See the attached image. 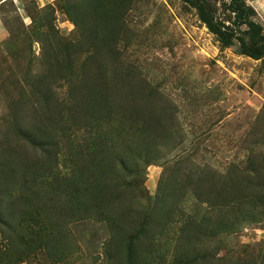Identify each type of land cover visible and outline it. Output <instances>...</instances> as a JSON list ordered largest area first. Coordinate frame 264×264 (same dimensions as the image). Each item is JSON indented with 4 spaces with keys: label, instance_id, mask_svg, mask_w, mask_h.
I'll list each match as a JSON object with an SVG mask.
<instances>
[{
    "label": "rangeland",
    "instance_id": "rangeland-1",
    "mask_svg": "<svg viewBox=\"0 0 264 264\" xmlns=\"http://www.w3.org/2000/svg\"><path fill=\"white\" fill-rule=\"evenodd\" d=\"M201 1L217 21L238 30L227 9L229 0ZM244 1L264 34V0ZM64 4L0 0V159L5 147L9 152L4 165L0 164V255L9 264H129L126 239L132 226L163 219L156 215L150 221L157 193L170 192L166 203L175 209L176 233L184 218L200 211L199 200L215 198L231 163L243 166L248 153L264 154V146H254L255 141H264V58L239 54L237 42L221 47L196 10L181 0H132L118 22L109 25L115 26L117 58L103 48V62L108 64L105 79L95 78L93 64L83 77H75L80 70V61L75 60L69 82L57 81L54 72L47 76L46 83L51 85L47 97L54 98L51 104L38 94L43 90L39 77L44 65L40 44L31 46L26 37L31 22L28 12L39 18L50 15L48 24L60 36L73 39L76 30L62 9ZM40 9L47 12L40 14ZM128 74L131 79H126ZM85 94L90 97L84 99ZM92 107L100 109L95 116ZM86 117L100 118L96 127H105L113 139L115 150L107 151L109 164L101 172L105 174L101 181L117 183L112 194L121 199L96 210H85L80 194L53 199V187L64 192L68 181L47 183L55 176L76 174L74 180L81 178L78 186L88 180L90 190L95 188L93 179L102 166L93 152L85 150ZM75 121L80 124L69 129ZM162 126L171 134L166 138L169 147L153 151L148 156L151 164L136 162L140 173L136 190L130 192L122 184L132 176L116 160V150L131 147L133 157L142 151L138 149L141 134L161 137ZM47 142L59 146L41 149ZM128 165L129 171L135 168ZM202 167H207L203 180L198 176ZM188 172L193 175L191 182L185 180ZM253 205L243 215H249L248 224L239 232L227 235L221 244L206 243L208 248L197 243L193 251L219 253L224 256L221 264H264V198H256ZM27 213L35 215L29 225L36 232L20 241L7 228L9 224L24 231ZM110 215L121 230L116 238L102 221ZM168 223L166 237L174 240L177 236ZM166 237H153L150 231L148 239L139 242L134 264H167Z\"/></svg>",
    "mask_w": 264,
    "mask_h": 264
},
{
    "label": "trees",
    "instance_id": "trees-1",
    "mask_svg": "<svg viewBox=\"0 0 264 264\" xmlns=\"http://www.w3.org/2000/svg\"><path fill=\"white\" fill-rule=\"evenodd\" d=\"M62 3V9L70 17L71 23L74 25L76 34L74 38H65L60 36L58 31L53 25L48 24V17H40L38 14L35 16L34 13L28 12V17L30 18V25L26 28H30L26 35L27 40H31L29 44L36 42L40 44L42 65L44 68L42 70V76L39 77V84L42 85L43 90L39 92V96L45 100L49 99L48 102L52 104L54 98L47 97L50 92V83L47 82V76L51 77L52 73L58 74V80L63 83L69 82V78L74 77V70L76 69V64L74 61H80V70L75 77H83L85 69L92 65L93 74L95 78L104 80L107 71V63L103 62V48H106V52L110 57H116V31L115 26H109L113 21L118 22V18L121 17L125 10L129 9L132 4V0H59ZM186 5L194 8L197 12L199 20L205 25L207 30L215 36L217 41L220 43L221 47H230L237 42L239 44V54L249 57L254 60H260L264 58V34L261 25L253 20L254 11L248 6L244 0H229L227 9L231 14H233L237 31L231 30L227 26H224L220 21H217L215 16L207 9L205 3L201 0H181ZM46 9H40L38 13H46ZM108 22V25H106ZM244 27L242 30L241 28ZM94 39V43H89L87 40ZM113 55V56H112ZM117 58V57H116ZM114 59V58H113ZM113 72V71H112ZM91 73V74H92ZM117 76V75H116ZM3 77V75H1ZM126 79H131L129 74ZM3 80V78H2ZM88 80L86 79L85 82ZM1 82V78H0ZM89 94H85L84 99L89 98ZM106 100V98H105ZM109 101H106L108 103ZM50 104V105H51ZM98 104V103H97ZM49 105V106H50ZM96 105V104H95ZM103 104H99L100 106ZM100 109L91 108L94 111V116L96 112ZM106 112V111H104ZM103 115V114H101ZM93 116V117H94ZM93 117L84 120V126L88 128L89 138L84 144L87 149L95 154V158L100 161L97 164H101V171L97 172L94 176L95 188L90 190V185L88 180H85L86 184H82V187L78 186L81 182V178L76 181L74 176L67 177H52L47 183L52 185L55 183L63 184L64 181H68L69 185H64V192L58 191V188L53 187L52 197L53 199L58 198V196L63 195V199L66 196H72L80 194L78 200L82 201L85 210H96L103 206L104 203H112L113 201H120V196H113L112 192L115 189L117 183L111 181V179L102 180L105 174H101L109 164L106 157L107 151L115 150L113 139L108 136L105 127H96L97 123L102 120L98 118L94 120ZM75 119V116H72ZM103 122H106L109 118L104 117ZM79 122H74L69 124L68 128H76ZM162 128L164 134L161 137L154 136V134L143 132L141 134V144L138 149H142L140 152H136L132 157L131 152L134 151L131 147H127L128 151L123 148L116 150L117 161L122 166L124 170L132 176L129 180L126 179L122 184V187L129 190L130 192L137 186L136 177L140 173V169L137 167L136 162L140 165L142 160L145 166L151 164L148 160V156L152 154L153 151L160 148L169 147V142L167 137L171 134L165 132L164 126ZM110 134L112 132L110 131ZM28 137L26 136L25 139ZM41 139V138H40ZM254 146H264V141H255ZM59 144L42 143L41 149L44 148H55ZM96 152V153H95ZM8 151L5 147V151L1 152L2 158L0 159V164L4 165L5 159L8 158ZM128 154V155H127ZM129 163H132L135 168L129 171ZM229 170L223 174L224 181L219 184V192L215 194V198H205L204 200H199L200 211L192 216L184 218V222L181 223L180 227L177 229L176 233L174 230V213L175 209L173 206H168L167 201L169 200L168 194L161 193L156 194L154 198V211L151 214V222L156 218V215L162 216V220H157L150 224L144 220L143 223H135L132 226L128 238L126 239L128 248V263L134 264V259L138 251L139 242H144L148 239V234L152 231L153 237H166V228L168 222H170V229L176 234L174 240L168 239V249L170 260L167 264H221L223 262L224 256L219 255V253H210L206 251H193L198 243H216L221 244L224 238L230 234H236L239 232L244 225L247 223L248 210L254 208L253 202L256 198H264V154L262 152L250 156L249 153L245 159V165H237L231 163ZM228 166V167H229ZM227 167V168H228ZM207 167L198 168L199 178H207L205 174ZM205 174V177H204ZM185 180L187 179L191 182L192 174L190 172L185 174ZM135 177V179H133ZM221 177V176H220ZM184 181V182H186ZM182 182V183H184ZM187 183V182H186ZM178 182L176 181L172 188H177ZM163 185L159 184V189ZM186 189V188H185ZM136 190V189H135ZM24 191V190H23ZM21 191L20 194L24 193ZM229 192V193H228ZM3 191L0 189V195ZM37 194V192H34ZM13 199L15 196H11ZM122 197V196H121ZM39 198V196H38ZM45 199H50V195H46ZM198 199L200 197L198 196ZM220 200L224 202L219 204ZM81 207V206H80ZM227 207V210L225 209ZM159 211V212H158ZM150 215V214H149ZM35 218V215H31ZM29 213L24 216V221L27 224L24 227V231L19 230V226L14 227L8 224L7 229L11 230L13 238L22 240V238L30 234H34L36 230L29 225L32 217ZM111 216V215H110ZM174 216V217H173ZM255 218V217H254ZM102 221L108 223L110 233H112V238L119 236L121 231L116 223V218L114 216L104 217ZM149 221V219H148ZM249 222V221H248ZM63 226L60 223L59 227ZM136 228L134 231L133 229ZM29 230V232L27 231ZM154 231V232H153ZM116 232V233H115ZM115 234L117 235L115 237ZM111 238L108 239V245L112 246L113 242H110ZM116 239H113L114 241ZM110 242V244H109ZM220 248V247H219ZM107 251V250H106ZM110 256V253L107 252ZM164 256V255H163ZM162 258L161 256H159ZM0 264H9L5 258L0 255Z\"/></svg>",
    "mask_w": 264,
    "mask_h": 264
}]
</instances>
